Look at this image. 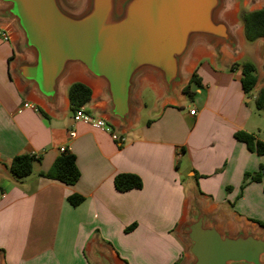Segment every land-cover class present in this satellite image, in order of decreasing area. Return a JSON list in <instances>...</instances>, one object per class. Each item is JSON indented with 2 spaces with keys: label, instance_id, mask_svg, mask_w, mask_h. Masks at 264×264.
<instances>
[{
  "label": "crops",
  "instance_id": "obj_1",
  "mask_svg": "<svg viewBox=\"0 0 264 264\" xmlns=\"http://www.w3.org/2000/svg\"><path fill=\"white\" fill-rule=\"evenodd\" d=\"M80 3L63 0L71 11H78ZM261 9L264 0H238L234 12L225 11L222 19L234 43L196 38L182 62L180 83L172 89L157 72L142 71L123 124L110 115L103 83L79 65L60 80L52 102L26 82L18 68L32 56L22 48L14 23L2 17L0 3V28L11 36L10 41L0 37L1 264H100L94 255L98 250L115 264H187L184 227L194 206L223 230L264 232L258 224L264 222V155L235 138L243 131L264 143V108L256 107L264 89V38L248 42L240 18V10ZM245 61L256 66L250 96L241 82ZM78 82L92 90L86 111L126 136L125 144L74 122L68 91ZM61 147L76 156L80 179L74 186L41 176ZM23 154L37 160L32 174L18 179L10 164ZM259 172L260 182L245 179ZM127 173L141 178V190L115 189V177ZM72 195L84 201L74 207L68 200Z\"/></svg>",
  "mask_w": 264,
  "mask_h": 264
},
{
  "label": "water",
  "instance_id": "obj_2",
  "mask_svg": "<svg viewBox=\"0 0 264 264\" xmlns=\"http://www.w3.org/2000/svg\"><path fill=\"white\" fill-rule=\"evenodd\" d=\"M0 3L2 17L14 23L22 48L32 56L18 68L26 82L52 102L60 80L79 65L103 83L110 115L123 124L142 71L157 72L170 90L180 83L182 62L196 38L234 43L222 19L227 0H83L78 11L67 9L62 0ZM184 235L187 264H264V232L223 230L198 206ZM94 255L100 264H115L104 251Z\"/></svg>",
  "mask_w": 264,
  "mask_h": 264
},
{
  "label": "trees",
  "instance_id": "obj_3",
  "mask_svg": "<svg viewBox=\"0 0 264 264\" xmlns=\"http://www.w3.org/2000/svg\"><path fill=\"white\" fill-rule=\"evenodd\" d=\"M240 18L244 25L245 37L248 42H254L258 39L264 38V9L257 11H243ZM242 88L247 96H250L256 86V66L250 61L242 63ZM195 81V75L193 77ZM69 100L71 104V111L74 114L81 107H85L91 101L92 90L83 83H74L70 86ZM256 107L258 110L264 108V89L260 91L256 100ZM235 138L245 143L250 150H256L259 155H264V143L255 141L254 136L239 131L235 134ZM37 160L35 156L23 154L16 156L11 164L10 171L15 178L23 179L32 174L33 164ZM264 169V167H262ZM42 177L58 181L67 186H74L80 179V171L76 164V156L69 151L61 152L56 158L54 164L47 173H43ZM262 178L261 172L251 175L246 174L245 179H250L254 182H260ZM114 186L118 192L126 193L132 190H141L143 182L136 174H119L114 179ZM243 189V187H242ZM70 204L74 207L80 205L84 198L79 195H72L68 198ZM264 228V222H258ZM136 225L128 228L127 232L133 230Z\"/></svg>",
  "mask_w": 264,
  "mask_h": 264
},
{
  "label": "built area",
  "instance_id": "obj_4",
  "mask_svg": "<svg viewBox=\"0 0 264 264\" xmlns=\"http://www.w3.org/2000/svg\"><path fill=\"white\" fill-rule=\"evenodd\" d=\"M0 37L4 40V41H10L11 36L10 34L4 30L0 28ZM23 108H30L33 109L35 111H38V108L34 105H30V104H24ZM195 110H191L190 114L194 115L195 114ZM73 120L74 122H82L84 124L90 125L95 129H99L102 130L104 132H107L110 134L111 138L119 143L120 145H123L127 142V138L124 135H121L119 133H117L114 128L112 127V125L107 122L106 120L102 119V118H97L94 117L93 115H91L90 113H88L85 109V107H81L80 109H78L74 114H73ZM69 136L71 138H75L76 133L74 131H70ZM60 153L61 152H66L69 151L67 148L61 147L59 149Z\"/></svg>",
  "mask_w": 264,
  "mask_h": 264
},
{
  "label": "rangeland",
  "instance_id": "obj_5",
  "mask_svg": "<svg viewBox=\"0 0 264 264\" xmlns=\"http://www.w3.org/2000/svg\"><path fill=\"white\" fill-rule=\"evenodd\" d=\"M227 1H229V8L227 6L225 11H228L229 13L234 12V7L236 8V4H237L238 0H227ZM62 2H63V0H62ZM82 2H83V0H81L80 5H82ZM240 11H241L240 12V14H241L243 12V10H240Z\"/></svg>",
  "mask_w": 264,
  "mask_h": 264
},
{
  "label": "bare ground",
  "instance_id": "obj_6",
  "mask_svg": "<svg viewBox=\"0 0 264 264\" xmlns=\"http://www.w3.org/2000/svg\"><path fill=\"white\" fill-rule=\"evenodd\" d=\"M77 79V78H76ZM80 79V78H79Z\"/></svg>",
  "mask_w": 264,
  "mask_h": 264
}]
</instances>
